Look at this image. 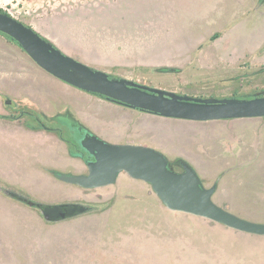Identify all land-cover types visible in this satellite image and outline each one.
I'll return each instance as SVG.
<instances>
[{"label": "crops", "instance_id": "obj_1", "mask_svg": "<svg viewBox=\"0 0 264 264\" xmlns=\"http://www.w3.org/2000/svg\"><path fill=\"white\" fill-rule=\"evenodd\" d=\"M258 1L134 0L131 4L136 7L127 10L129 17L106 18L104 25L88 29L87 42L66 45L61 51L114 77L138 84L145 81L141 85L179 95L207 98V83L227 80L242 70L264 71V4L257 7ZM116 9H112L114 14ZM153 68L178 72L152 74L148 70ZM154 75L175 77L178 83L160 87L155 84ZM106 108L131 117L155 116L56 79L0 33L1 183L49 203L80 197V188L69 198L53 197V191L64 192L70 187L50 172L85 174L86 158L73 155L58 130L26 127V123L33 124L31 109L49 118L61 115V120L67 119V114L73 115L82 127L109 143L148 146L169 160L183 159L194 168L204 186L219 173L221 165L213 157L217 152L211 144H192L190 147L198 145L204 150L195 155L167 151L164 145L153 144L140 133L146 131L143 125H129L105 113ZM69 123L76 124L71 120ZM257 124L264 130V125ZM206 137L212 140L215 132L198 134L201 140ZM206 151L210 153L209 160L203 157ZM214 195V203L223 208ZM65 225L68 224H44L35 211L0 194V264L10 257L16 264H29L32 257L38 264H47L48 251L56 244V234L67 228Z\"/></svg>", "mask_w": 264, "mask_h": 264}, {"label": "rangeland", "instance_id": "obj_2", "mask_svg": "<svg viewBox=\"0 0 264 264\" xmlns=\"http://www.w3.org/2000/svg\"><path fill=\"white\" fill-rule=\"evenodd\" d=\"M132 1L0 0V11L31 26L65 51L66 45L87 42L88 29L104 25L108 18L129 17L127 10L136 7ZM260 4L264 3L258 1L257 7ZM112 9H116V15ZM152 78L160 87H174L178 83L175 77ZM142 83L146 82L139 84ZM205 85L208 97H245L264 92V71L242 70L227 80ZM105 113L129 125H143L146 131L140 133L153 144L164 145L167 151L195 155L204 150L198 145L190 147L194 143L214 146L217 153L213 157L221 169L205 185L217 184L214 200L241 218L264 223V130L257 124L264 125V118L195 123L159 116L131 117L109 108ZM62 120L47 124L71 141L75 150L82 134L90 131L69 123L68 118ZM208 131L215 132L212 140L198 138V134ZM208 155L206 151L203 157L209 160ZM67 187L70 188L64 192L53 191V197L69 198L79 188L68 184ZM79 193V198L63 201L107 202L109 207L99 214L65 221L67 228L56 234L47 264H264V236L240 233L209 220L171 212L148 184L124 173L114 185L92 190L80 188ZM13 260L10 257L4 264H16ZM28 262L38 264L33 257Z\"/></svg>", "mask_w": 264, "mask_h": 264}, {"label": "water", "instance_id": "obj_3", "mask_svg": "<svg viewBox=\"0 0 264 264\" xmlns=\"http://www.w3.org/2000/svg\"><path fill=\"white\" fill-rule=\"evenodd\" d=\"M0 33L14 40L38 67L56 79L132 110L191 122L264 118V92L225 98L179 95L93 69L62 52L28 25L1 12ZM76 146L77 157L87 159V171L85 174L56 173L55 177L63 183L86 190L99 189L114 185L124 173L148 184L160 203L171 212L203 218L240 233L264 236V223L241 218L214 203L212 197L217 184L205 187L185 160L179 164L180 171H176L171 168L170 160L154 148L109 143L89 132ZM0 194L35 210L49 225L99 214L109 207L107 202L49 204L23 192L10 193L4 186H0Z\"/></svg>", "mask_w": 264, "mask_h": 264}, {"label": "trees", "instance_id": "obj_4", "mask_svg": "<svg viewBox=\"0 0 264 264\" xmlns=\"http://www.w3.org/2000/svg\"><path fill=\"white\" fill-rule=\"evenodd\" d=\"M260 3H264V0H259ZM1 13H4L2 11H0ZM4 35V34H2ZM6 38H8L9 40L11 41H14L12 40L10 37L4 35ZM15 42V41H14ZM16 43V42H15ZM17 44V43H16ZM149 72L151 73H177L178 70L177 69H171V68H153V69H149L148 70ZM113 77V76H112ZM101 97V96H99ZM103 98V97H101ZM105 99V98H103ZM107 100V99H106ZM31 113H32V121H33V124H29V123H26V127H28L29 129H32V130H50V131H54L55 129H53L52 127H50L47 123L48 122H51V121H54V119L56 117H53V118H49L47 116H45L43 113H41L40 111L36 110V109H31L29 110ZM73 121L76 123V125H80L79 122L75 119V117L73 115H71ZM80 127H82V125H80ZM84 127H82L83 129ZM59 131V130H58ZM85 132H88L87 129H84ZM60 138L67 142L68 145H69V148H70V152L75 155V153H73V143L69 140H67L66 138H64V136L60 133L59 134ZM84 161L86 162L87 159H84ZM182 161V159L180 158H177L175 159L173 162H170V163H180ZM52 175H56V173L54 172H50ZM0 186H4L3 183L0 182ZM46 223V222H45ZM48 224V223H46Z\"/></svg>", "mask_w": 264, "mask_h": 264}, {"label": "flooded vegetation", "instance_id": "obj_5", "mask_svg": "<svg viewBox=\"0 0 264 264\" xmlns=\"http://www.w3.org/2000/svg\"><path fill=\"white\" fill-rule=\"evenodd\" d=\"M252 95H254V94H252ZM252 95H248V96H252ZM60 117H61V115L59 116L58 115V117H56L55 119H54V122L55 123H60V121H63V120H61L60 119ZM67 117H68V119H70L73 123H75L74 121H73V119H72V117H71V115H69V114H67ZM55 129V128H54ZM55 130H57V129H55ZM89 133H91V132H89ZM84 134H86V133H83L82 134V136L84 135ZM92 134V133H91ZM88 160H92L91 158H89ZM170 162H173V161H170ZM180 163H170V166H171V168L172 169H177L178 167L180 168V165H179ZM177 167V168H176ZM177 171V170H176ZM4 184V183H3ZM4 187H6L8 190H9V192L10 193H14V194H18V192H23L22 190H20V189H17V188H15V187H12V186H10V185H7V184H4ZM23 193H25V192H23ZM8 199H10V200H12V201H15V202H17L16 200H14V198H8ZM18 203V202H17ZM20 204V203H19ZM22 205V204H21ZM29 209H31V208H29ZM31 210H33V209H31ZM34 211V210H33ZM37 213V212H36ZM40 216V215H39ZM41 217V216H40ZM42 219V218H41ZM43 220V219H42ZM44 222V221H43ZM45 223V222H44Z\"/></svg>", "mask_w": 264, "mask_h": 264}]
</instances>
